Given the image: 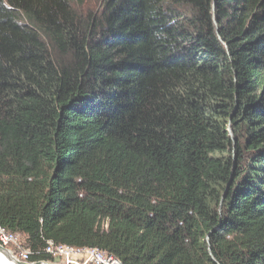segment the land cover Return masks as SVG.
Instances as JSON below:
<instances>
[{
  "label": "trees",
  "instance_id": "obj_1",
  "mask_svg": "<svg viewBox=\"0 0 264 264\" xmlns=\"http://www.w3.org/2000/svg\"><path fill=\"white\" fill-rule=\"evenodd\" d=\"M88 1L0 0V225L264 264V0Z\"/></svg>",
  "mask_w": 264,
  "mask_h": 264
},
{
  "label": "built area",
  "instance_id": "obj_2",
  "mask_svg": "<svg viewBox=\"0 0 264 264\" xmlns=\"http://www.w3.org/2000/svg\"><path fill=\"white\" fill-rule=\"evenodd\" d=\"M0 244L4 247L11 245L16 250V253L12 254L17 259L30 263L35 262L30 260L32 256L44 254L57 264H123L117 255L97 247L56 243L43 233L30 241L27 233L10 231L2 225H0ZM39 262L52 264L48 261Z\"/></svg>",
  "mask_w": 264,
  "mask_h": 264
},
{
  "label": "water",
  "instance_id": "obj_3",
  "mask_svg": "<svg viewBox=\"0 0 264 264\" xmlns=\"http://www.w3.org/2000/svg\"><path fill=\"white\" fill-rule=\"evenodd\" d=\"M0 254L3 255V257H5L9 262L15 263V264H40L39 261H35V262H25V261H21L19 259H17L11 251H9L7 249V247H4L0 244Z\"/></svg>",
  "mask_w": 264,
  "mask_h": 264
},
{
  "label": "rangeland",
  "instance_id": "obj_4",
  "mask_svg": "<svg viewBox=\"0 0 264 264\" xmlns=\"http://www.w3.org/2000/svg\"><path fill=\"white\" fill-rule=\"evenodd\" d=\"M74 1L78 2V0H74ZM93 3H94V0H89L87 5L90 7V6H92ZM7 249L9 251H11L13 254L16 253V250L11 245H7ZM31 261H48V262H50L52 264H57L55 261H52V259H38V258H35V259H31Z\"/></svg>",
  "mask_w": 264,
  "mask_h": 264
},
{
  "label": "bare ground",
  "instance_id": "obj_5",
  "mask_svg": "<svg viewBox=\"0 0 264 264\" xmlns=\"http://www.w3.org/2000/svg\"><path fill=\"white\" fill-rule=\"evenodd\" d=\"M0 264H15L12 262H9L3 255L0 254ZM40 264H47V263H40Z\"/></svg>",
  "mask_w": 264,
  "mask_h": 264
}]
</instances>
